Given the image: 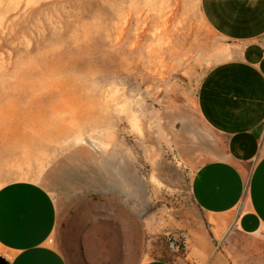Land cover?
<instances>
[{"label":"rangeland","instance_id":"rangeland-1","mask_svg":"<svg viewBox=\"0 0 264 264\" xmlns=\"http://www.w3.org/2000/svg\"><path fill=\"white\" fill-rule=\"evenodd\" d=\"M221 44L200 0H0V187L50 192L70 264L186 257L171 228L204 218L191 178L216 137L197 95ZM219 251L264 264V232Z\"/></svg>","mask_w":264,"mask_h":264},{"label":"crops","instance_id":"crops-1","mask_svg":"<svg viewBox=\"0 0 264 264\" xmlns=\"http://www.w3.org/2000/svg\"><path fill=\"white\" fill-rule=\"evenodd\" d=\"M223 59L204 75L197 109L214 134L213 158L191 178L204 218L174 225L186 257L143 264H229L226 238L264 232V0H200ZM62 220L50 192L30 180L0 187V256L10 264H70L54 242Z\"/></svg>","mask_w":264,"mask_h":264},{"label":"built area","instance_id":"built-area-1","mask_svg":"<svg viewBox=\"0 0 264 264\" xmlns=\"http://www.w3.org/2000/svg\"><path fill=\"white\" fill-rule=\"evenodd\" d=\"M170 242H171L172 248L177 252L183 251L186 248L185 238L179 234H175L171 236Z\"/></svg>","mask_w":264,"mask_h":264},{"label":"water","instance_id":"water-1","mask_svg":"<svg viewBox=\"0 0 264 264\" xmlns=\"http://www.w3.org/2000/svg\"><path fill=\"white\" fill-rule=\"evenodd\" d=\"M0 264H10L3 256H0Z\"/></svg>","mask_w":264,"mask_h":264},{"label":"bare ground","instance_id":"bare-ground-1","mask_svg":"<svg viewBox=\"0 0 264 264\" xmlns=\"http://www.w3.org/2000/svg\"><path fill=\"white\" fill-rule=\"evenodd\" d=\"M113 179H115V178H113Z\"/></svg>","mask_w":264,"mask_h":264}]
</instances>
